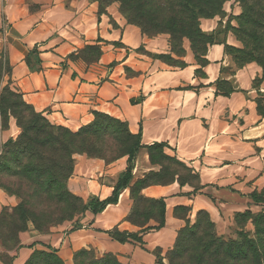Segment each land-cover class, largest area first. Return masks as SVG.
Masks as SVG:
<instances>
[{"label": "crops", "instance_id": "obj_1", "mask_svg": "<svg viewBox=\"0 0 264 264\" xmlns=\"http://www.w3.org/2000/svg\"><path fill=\"white\" fill-rule=\"evenodd\" d=\"M223 16L201 19L200 29L214 37L200 64L187 41L180 57L170 53L166 35L147 38L130 25L117 3L100 13L90 0H0V53L10 67L11 87L52 125L76 132L102 113L127 124L140 136V150L131 185L160 166L150 161L147 148L162 145V152L184 164L196 183L150 185L139 195L165 204L164 226L149 221L141 229L126 221L132 208L129 188L116 204L93 215L85 212L82 229L53 228L38 233L31 227L19 236V246L7 254L10 264H25L37 251L54 252L63 264H74V253L115 256L122 264L162 263L173 248L187 209L193 222L205 211L221 226L235 213L253 209L250 195L264 191V68L255 63L238 67L225 46L240 44L231 28L241 14L239 3L223 5ZM85 46H98L99 58L90 63L71 59ZM168 56L182 66L159 59ZM258 82L257 84H255ZM126 157L106 164L84 155L74 157L68 190L84 203L109 198ZM17 204L0 189V214ZM136 234L141 242L119 243L110 236ZM0 264L4 262L0 258Z\"/></svg>", "mask_w": 264, "mask_h": 264}, {"label": "trees", "instance_id": "obj_2", "mask_svg": "<svg viewBox=\"0 0 264 264\" xmlns=\"http://www.w3.org/2000/svg\"><path fill=\"white\" fill-rule=\"evenodd\" d=\"M98 4L99 12L113 3H119V12L126 22L139 28L142 35L152 38L157 35H167L170 38V53L182 56L184 50L182 42L187 40L192 53L200 64V59L206 52L207 46L215 41L212 35L203 33L200 29L201 19H211L223 16V5L229 0H90ZM103 3L111 2L102 7ZM240 4L241 14L236 18L237 28H231L236 40L248 50L252 60L245 64L237 62L238 57L231 52L232 47L225 46V51L238 67L255 63L264 68V0H236ZM243 22V27L240 24ZM178 42L180 54L175 53L173 42ZM202 45L204 47L202 48ZM96 48L97 57L89 59L83 55L85 49ZM237 52V51H236ZM100 56L98 46H85L71 59H81L86 63L96 61ZM161 60L174 66H182L181 62L174 61L168 56H159ZM8 70L6 71V68ZM10 67L7 62L0 61V85L3 77L8 74ZM256 82L255 84H257ZM262 100L258 99V112L264 113ZM93 121L71 132L68 129L52 125L41 113L27 104L22 95L12 90L9 85L0 88V133L9 128V119L13 118L20 134L15 140H8L0 149V169L8 170L6 174L12 183L9 192L18 198L17 207L12 210V215L7 218L4 208L0 214V242L3 230L2 222L8 228L15 229L19 236L26 232L27 224L31 223L34 231L42 232L43 227L55 226V222L72 219L79 212L89 211L93 215L102 212L108 205L117 203L120 192L129 188L132 199V208L126 221L143 229L149 221L156 223L155 228L164 226L165 204L162 199H148L139 195L142 188L150 185H168L175 179L180 185L196 183V176L184 164L175 158L166 156L162 152V145H153L147 148L150 161L158 164L160 169L156 173H149L143 179L131 185L132 170L138 151L140 150V136L129 132L127 124L113 119L102 113H94ZM84 155L88 158L100 159L106 164L126 157V168L119 175L112 194L109 198L99 201L90 199L85 205L81 200L70 193L67 182L73 174L74 156ZM161 159L172 160L186 170V174L173 173L171 179L163 182L165 167ZM12 160L8 164L6 161ZM1 171V172H2ZM2 190V189H1ZM6 192L5 190H3ZM7 193V192H6ZM7 193V194H8ZM9 195V194H8ZM259 196H264V191L253 192L251 201H256ZM146 200L152 205L149 209L147 220L142 224L133 221L136 214V203ZM258 201V200H257ZM264 209V197L259 201ZM257 206V202L255 204ZM52 208V212L49 209ZM250 212V211H246ZM187 209L178 210V216L185 220V227L176 235L173 248L167 252L170 264H264V210L258 214H251L249 218L254 227L252 238L245 232L238 234L237 240H226L214 234V226L210 216L205 211L196 213L194 225L185 219ZM61 222V221H60ZM189 232V233H186ZM17 236L16 246L12 249L4 248L8 252L19 246ZM110 236L119 243L129 241L141 242L136 234L121 233L117 229L110 231ZM186 242H185V240ZM187 243V244H185ZM1 244V243H0ZM82 251V252H81ZM74 254L73 263H78L80 255H92L85 260L86 264H119L114 256L108 254L101 260H95L92 251L81 250ZM41 252V253H40ZM156 264H163L159 253L153 252ZM54 252L37 251L25 264H48L42 256L53 260ZM2 257V256H1ZM58 264H63L56 259ZM5 264V263H4ZM10 264V258L8 263Z\"/></svg>", "mask_w": 264, "mask_h": 264}, {"label": "rangeland", "instance_id": "obj_3", "mask_svg": "<svg viewBox=\"0 0 264 264\" xmlns=\"http://www.w3.org/2000/svg\"><path fill=\"white\" fill-rule=\"evenodd\" d=\"M230 1V0H229ZM236 1V0H235ZM228 2V1H227ZM237 2V1H236ZM111 3V2H110ZM109 2H106V3H103L102 1H100V4L102 5V7L104 5H108L110 4ZM226 3V2H225ZM224 3V4H225ZM118 4V7H119V3ZM239 7H240V4H239ZM236 28L238 27V22L236 21ZM243 27V22L240 23ZM242 29H245L244 27ZM162 35V34H161ZM164 35V34H163ZM158 36V35H157ZM167 36V35H166ZM156 37V36H155ZM169 38V36H168ZM169 41H170V38H169ZM184 41H187V40H184ZM184 41L182 42V44L184 43ZM237 41V40H236ZM188 42V41H187ZM189 43V42H188ZM240 44V42H238ZM170 45V44H169ZM170 47V46H169ZM172 47H176L175 49V53L176 54H180L179 52V48H178V42H173L172 43ZM204 47V45H202V48ZM233 48V47H232ZM236 51H232L231 53L233 55H235L236 57H238L237 59V62H239V64H245L246 62L252 60V57H250L248 54V50H245L243 47H242V44H240V46L238 48H234ZM83 55L87 56V58L89 59H95L97 57V49L96 48H90V49H85L83 52H82ZM0 61L5 64V62H7L5 56H4V53L1 52L0 53ZM6 68V71L8 70L7 67ZM10 70V69H9ZM10 76V71L8 72V74H6L3 79H2V82H1V85H0V88L4 87V86H7L9 85V87L14 90L12 87H11V84H10V81L8 79V77ZM16 91V90H14ZM20 134V129L17 127L16 125V122L13 118L10 117L9 119V128L7 131H2L0 133V149H2L3 145L10 139L12 140H15ZM76 156V155H75ZM74 156V157H75ZM161 161L163 162L164 164V167H165V176L163 178V182L165 181H168L171 179V176L173 173L177 172V173H180V174H183L185 175L186 174V170L181 167L180 165L174 163L172 160H167V159H161ZM5 163H8L11 165V163H13L12 160L10 161H6ZM1 167V165H0ZM2 170L0 169V189L2 190H5L7 193L9 192V187L8 186H11L12 183L10 182V179L7 177V173H8V170L5 169L1 172ZM71 193V192H70ZM10 196H13L16 198L17 200V204L14 206V207H11V208H8L7 207V211L4 212V215L5 217L7 218V222H8V218L12 215V210L17 207L18 203H19V200L16 196L14 195H11L10 193H8ZM72 194V193H71ZM74 195V194H73ZM75 196V195H74ZM77 197V196H76ZM264 197V196H259L258 199H256V201H252V204H253V209H248V211L250 212H246L247 210L243 211V212H240V213H235L232 217V219L229 221L230 224L226 223L224 225H217L215 224L214 222H212L213 226H214V234L219 237V238H224L226 240H237L238 238V234L242 231V232H245L246 234L249 235V238H252L253 237V234H254V227L252 225V221L249 219L251 217V214H258L260 213V211L264 210L263 209V205L260 204V200L261 198ZM79 198V197H78ZM81 200V198H79ZM258 200V201H257ZM82 204L85 205L86 203H84L82 200H81ZM257 202V206H255ZM136 214L134 215L133 217V221L134 222H137L138 224H142L143 222H145L147 220V216L149 214V209L152 208V205L149 203V201H146V200H139L137 201L136 203ZM50 212H52V208L49 209ZM84 210L82 212H79L78 214H76L72 219H68V218H65L64 220H60V221H57L55 222L58 223L56 224L55 226H52V227H43L41 229L42 232H49L51 231L53 228H63L65 232H73L75 230H80L82 229V220H83V217H84ZM196 216V215H195ZM194 222H195V218L193 220V222H190V226L194 225ZM32 228L33 230L34 227L31 223H28L27 224V228L26 230H28L29 228ZM185 227V224L184 226ZM182 227V228H183ZM1 229L3 230V234H2V239L4 240V243L3 242H0V248L2 250H4V248H7V249H12L16 246V243H15V240L17 238V233L15 232V229L13 228H8L6 223L2 222V227ZM186 233H189V232H186ZM20 236V235H19ZM18 236V237H19ZM185 240V239H184ZM186 242V240H185ZM187 244V243H185ZM174 246V245H173ZM87 252H89V250H86ZM82 252V251H81ZM93 252V251H92ZM41 253V252H40ZM75 254V253H74ZM94 254V253H93ZM108 255V254H106ZM106 255L102 256V257H96L94 256L95 260H101L103 259ZM91 256L92 255H80L79 258H78V263L79 264H86L85 260H89L91 259ZM74 257V255H73ZM1 260L7 264L8 263V259H9V256L7 254H3L2 257H0ZM42 259H45L46 261H48L47 263L48 264H58V261L56 259H60L57 255L53 256V260L50 259L49 257H44L42 256L41 257ZM114 258L117 260V258L114 256ZM170 260V256L169 258L167 257L166 260H167V264H170L169 260ZM62 261V260H61ZM118 261V260H117ZM119 264H122L118 261Z\"/></svg>", "mask_w": 264, "mask_h": 264}]
</instances>
